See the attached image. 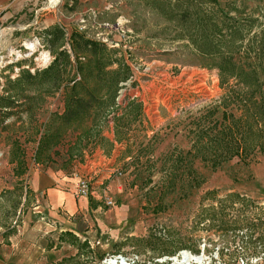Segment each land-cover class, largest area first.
Returning a JSON list of instances; mask_svg holds the SVG:
<instances>
[{"label": "rangeland", "instance_id": "1", "mask_svg": "<svg viewBox=\"0 0 264 264\" xmlns=\"http://www.w3.org/2000/svg\"><path fill=\"white\" fill-rule=\"evenodd\" d=\"M178 2L201 8L196 0H7L0 7V98L17 104L0 107V248L14 264H179L185 252L203 257L189 264H264V150L241 159L229 155L214 169L221 157L193 158L197 120L208 111L218 121L224 110L242 117L228 91L238 97L243 89L233 79L222 84L196 47L173 38L178 29L165 18L164 5ZM216 2L239 10L243 4L240 16L258 20L241 44L258 49L251 41L264 31V0ZM53 28L63 37L50 46L44 31ZM73 32L104 44L127 71L111 99L103 95L98 113L61 126L68 88L82 76L69 64L63 69L57 54H67L74 68L86 61L72 54ZM55 61L61 81L53 90L37 94L23 82ZM242 119L241 141L257 147L264 141L256 124L262 120ZM40 136L50 143L37 151ZM97 145L106 155L118 154L109 164L110 180H90L96 188L88 210L60 215L47 227L44 212L32 213L22 164L24 173L51 162L69 174Z\"/></svg>", "mask_w": 264, "mask_h": 264}, {"label": "trees", "instance_id": "2", "mask_svg": "<svg viewBox=\"0 0 264 264\" xmlns=\"http://www.w3.org/2000/svg\"><path fill=\"white\" fill-rule=\"evenodd\" d=\"M196 1L200 3L199 12L193 9L191 3L189 5L178 2L176 5L169 3L164 5L165 10L168 9L165 18L178 29V33L173 38L176 41H187L196 47L197 55L204 62L202 64L216 68L222 84L228 83L231 79L236 81L237 86L243 90H239L238 97H235L233 88H230L228 94L232 96L229 98L236 99L238 107L243 110L240 116L246 120L245 122L250 120L258 122L261 119L262 122L256 124L258 129L264 132L262 128L264 127V83L261 80L264 72L261 66V60H264V31L262 33L260 31L261 34L258 35L252 34L256 37L251 42L259 46L258 49L255 47L242 49L241 44L247 40L254 24L258 22L252 15L240 16L245 13L244 5L240 4L242 10H239L233 3H227L221 7L216 0H207L212 3V7L203 8L202 3L206 0ZM231 10L235 17L230 16ZM62 37V31L57 28L44 31V41H49L50 46ZM70 48L76 57L80 54L86 55V61L77 62L74 68L70 65L67 54L63 52L57 54L59 64L63 69H66L69 64V71L77 70L82 76L79 82L68 88L65 109L59 118L61 126L82 123L83 120L98 113L102 104L107 99H111L118 83L125 78L127 71L125 66L119 63V59H114L115 52L107 49L104 44L87 39L77 32L71 35ZM112 64H118L116 71L107 69ZM57 66V61H55L46 70L37 72L38 74L27 73L23 77V82L30 86L33 92L37 91V94L51 91L61 81ZM43 82H46L45 86L42 85L45 84ZM103 95L106 97L105 101ZM14 105L15 107L17 105L14 100L0 98V107L8 110ZM211 116L212 113L208 111L206 115L197 120L195 129L191 131L196 136V141L192 145V148L196 150V155L192 154L193 158L202 155L203 162H209L210 157H221L219 161L211 164V168L214 169L229 155L241 159L246 158L248 153L255 152L256 148L264 150V141L259 142L257 147L241 141L240 133L243 132L244 125L241 124L242 117L234 119V115L225 110L222 112L221 121L214 120ZM226 120H231L233 124L230 121L226 124ZM246 129L251 133L253 128L248 125ZM261 131L258 133L262 136ZM41 137L37 141V151L42 149V143H50V138H45L43 141ZM190 153L193 152L190 151ZM179 162L181 158H176L174 164ZM21 174H24L23 164L19 175Z\"/></svg>", "mask_w": 264, "mask_h": 264}, {"label": "crops", "instance_id": "3", "mask_svg": "<svg viewBox=\"0 0 264 264\" xmlns=\"http://www.w3.org/2000/svg\"><path fill=\"white\" fill-rule=\"evenodd\" d=\"M7 0H0V7ZM103 136L107 137L104 132ZM116 148V147H115ZM118 157L114 149L110 155H106L100 145L94 146L93 154L89 161H83L84 165L78 163L74 165V172H62L60 165L48 162L44 166H39L38 169H28L23 175L24 180H27V188L34 199L32 213L44 212L49 219V228L54 227L60 220V215H65L67 218L76 214H83L88 210V197H79L77 195V182L83 175H89L90 180H94V185L106 183L110 180L109 164L115 162ZM35 167H38L35 165ZM114 182V180H113ZM91 184V185H93ZM93 187V186H92ZM96 188V187H93ZM59 214V215H58ZM37 221L38 216H37ZM26 222V220L24 221ZM44 224V223H43ZM26 224L23 223L22 228ZM2 256H5L3 258ZM0 264H14L13 257L9 256L3 249L0 248Z\"/></svg>", "mask_w": 264, "mask_h": 264}, {"label": "built area", "instance_id": "4", "mask_svg": "<svg viewBox=\"0 0 264 264\" xmlns=\"http://www.w3.org/2000/svg\"><path fill=\"white\" fill-rule=\"evenodd\" d=\"M77 190V195L79 197H89L93 195V187L90 183V181L86 178H80L77 182L76 186ZM110 204V202H108ZM119 264H130V263H125L124 261H119Z\"/></svg>", "mask_w": 264, "mask_h": 264}, {"label": "bare ground", "instance_id": "5", "mask_svg": "<svg viewBox=\"0 0 264 264\" xmlns=\"http://www.w3.org/2000/svg\"><path fill=\"white\" fill-rule=\"evenodd\" d=\"M52 1H54V0H52ZM202 260H203V257H201V256H191L185 252L182 254V262L178 261L177 263H179V264H189L190 262L200 263ZM112 264H115V262H112ZM117 264H119V263H117Z\"/></svg>", "mask_w": 264, "mask_h": 264}]
</instances>
